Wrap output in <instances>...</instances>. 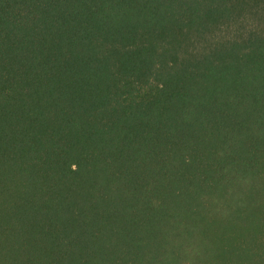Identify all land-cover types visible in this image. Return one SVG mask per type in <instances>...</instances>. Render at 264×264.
Listing matches in <instances>:
<instances>
[{
    "label": "trees",
    "instance_id": "trees-1",
    "mask_svg": "<svg viewBox=\"0 0 264 264\" xmlns=\"http://www.w3.org/2000/svg\"><path fill=\"white\" fill-rule=\"evenodd\" d=\"M264 0H0V264H264Z\"/></svg>",
    "mask_w": 264,
    "mask_h": 264
},
{
    "label": "rangeland",
    "instance_id": "rangeland-1",
    "mask_svg": "<svg viewBox=\"0 0 264 264\" xmlns=\"http://www.w3.org/2000/svg\"><path fill=\"white\" fill-rule=\"evenodd\" d=\"M263 24L261 25L264 28V22H262Z\"/></svg>",
    "mask_w": 264,
    "mask_h": 264
}]
</instances>
